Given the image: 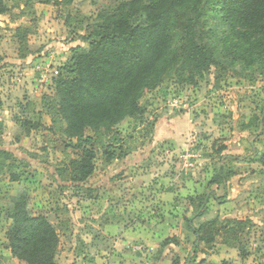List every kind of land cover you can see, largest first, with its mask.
<instances>
[{
	"label": "rangeland",
	"instance_id": "rangeland-1",
	"mask_svg": "<svg viewBox=\"0 0 264 264\" xmlns=\"http://www.w3.org/2000/svg\"><path fill=\"white\" fill-rule=\"evenodd\" d=\"M116 1L3 0L7 11L0 15V150L10 153L14 161L12 169L0 174V264H22L4 249L10 201L20 187L28 191L30 216L46 214L59 230L61 223L67 224L68 231L59 234L57 264H78L90 253L97 264L138 261L134 252L141 250L137 247L144 241L137 240L136 229L149 217L154 218L151 225L177 228L180 238L176 239L182 245L181 250L174 249L185 256L194 239L181 221L182 212L190 218L194 211L193 206L185 207V197L202 193L211 196L208 210L193 225L213 218H251L250 255L243 260L217 242L197 254L196 261L264 264V124L260 125L264 82L230 75L221 80L212 69L207 81L198 80L193 86L179 84L172 73L163 74L161 83L140 97L144 121L153 122L149 133L141 132L144 123L119 120L113 131L132 134L133 150L120 160L105 161L99 155L93 160L90 179L81 184L69 180L68 162L79 153L74 142L67 146L46 130L50 119L42 101L55 97L56 78L71 49L88 48L84 38L101 7L108 9ZM20 27L28 31L22 43L16 32ZM17 117L42 124L28 130L16 124ZM222 162L225 171L232 173L226 189L210 185ZM12 175L18 181H10ZM223 194L227 201L216 203L214 196ZM107 220L112 223L106 234L102 224ZM80 234L85 239L81 242ZM89 245L95 246L90 252ZM146 258L138 264H151Z\"/></svg>",
	"mask_w": 264,
	"mask_h": 264
},
{
	"label": "trees",
	"instance_id": "trees-1",
	"mask_svg": "<svg viewBox=\"0 0 264 264\" xmlns=\"http://www.w3.org/2000/svg\"><path fill=\"white\" fill-rule=\"evenodd\" d=\"M114 4L101 7L84 38L88 48L71 49L68 61L59 69L55 97L42 101L50 119L46 130L68 142L67 146L74 142L79 153L67 165L69 180L75 184L92 177L97 156L105 161L120 160L133 150L136 138L132 134L113 131L119 120L144 123L141 132L144 136L149 133L153 122L144 121L140 97L159 85L163 74L172 73L179 84L193 86L198 80L207 81L212 69L221 80L230 75L251 83L264 82V0H117ZM6 11L0 0V15ZM16 32L24 42L27 29L20 27ZM22 120L26 118L17 117L15 122L28 130L42 124ZM13 161L10 153L0 150V174L12 169ZM231 174L222 162L210 185L226 189ZM10 181H18V176L12 175ZM225 197L214 196V201L222 203ZM210 198L206 193L189 198L193 215L184 218V214L183 219L194 236L192 250L182 263L176 257L171 264H202L204 260L196 261L197 254L214 248L217 242L236 249L241 259L249 257V219L213 218L193 225L208 210ZM28 200L27 189L20 187L10 201L6 238L11 257L24 264H57L59 234L68 231L67 224L61 223L59 230L46 214L30 216Z\"/></svg>",
	"mask_w": 264,
	"mask_h": 264
},
{
	"label": "crops",
	"instance_id": "crops-1",
	"mask_svg": "<svg viewBox=\"0 0 264 264\" xmlns=\"http://www.w3.org/2000/svg\"><path fill=\"white\" fill-rule=\"evenodd\" d=\"M167 187H169V186H167ZM164 191V190H163ZM196 196V195H195ZM222 196V195H221ZM192 197V195L191 194H189L188 196H186L185 197V207L187 208L188 207V205H189V198H191ZM227 195H226V197L224 198V200H223V202L222 203H225L226 201H227ZM217 203V202H216ZM165 205H167L168 203H164ZM218 204H220V203H218ZM136 207H137V205H135L134 206V204L133 205H131V209H133V213H135L136 211ZM190 207V206H189ZM128 208V207H127ZM130 210V209H129ZM142 211H144V210H142ZM185 212V211H184ZM139 213V212H138ZM139 214H141V212L139 213ZM185 213H181V221H182V223H184L185 222V226H184V228H183V230L184 231H186L187 233H189V234H191V232H189L188 231V229H187V227H186V221L183 219V215H184ZM115 217V216H114ZM109 218V217H108ZM107 218V219H108ZM184 218H189L188 216H186L185 215V217ZM225 218H227V219H239V218H228V217H225ZM106 219V218H105ZM249 219V218H248ZM152 220H154V218H152V217H149V219H142V221H141V225H142V227H139L138 229H136V232H138L139 234H138V236H137V240H139V239H141V241L143 242V243H141L137 248H139L140 249V247H141V250H136L137 252H134V254H135V256L137 257V259H138V261H136V262H134V263H130V264H138L139 262H141L142 260H143V258H145L146 256H147V258H146V260L148 259H150V262H151V264H171L172 263V261L177 257H179V259H180V261H181V263L183 262V260L188 256V252L186 253V255L185 256H183V255H180L179 254V252L177 251L178 249H174V247H178L179 248V250H181V241H179L178 239H176V238H178L179 237V235H178V233H177V228L176 227H170V228H167V227H162V226H160V224H158V225H151V221ZM240 220H244V219H240ZM249 220H251V218L249 219ZM109 221V222H108ZM110 222L112 223V220H107V222H105V223H103L102 224V226L104 227L103 229L106 231V234L108 233V232H111V229L109 228L110 227ZM264 222V221H263ZM10 223H11V219L8 217L7 218V221H6V224H7V226L8 225H10ZM192 223H193V221H192ZM262 223V222H261ZM146 224L149 226V225H151V226H149L150 228H146ZM264 225V224H263ZM155 227H157V228H155ZM96 234V236H98L99 235V232H96L95 233ZM104 234V233H103ZM162 235H165L162 239H161V241H159L158 242V240H156V239H158V238H160V236H162ZM192 235V234H191ZM87 236V235H86ZM89 236V235H88ZM111 236V235H110ZM192 237V236H191ZM194 237V236H193ZM79 240H80V242L82 241V240H85L84 238H83V236H82V234H80V236H79ZM99 238H101V236L99 235ZM180 238V237H179ZM263 238H264V234H263ZM101 239H103V238H101ZM173 239H175L176 241H177V243H175L174 242V240ZM5 241H7V240H5ZM165 241H168V242H165ZM158 242V243H157ZM185 242H188V240H186ZM192 242H193V239H191V246H192ZM157 243V244H156ZM143 244H146V247L143 245ZM156 244V245H155ZM264 244V243H263ZM4 248V247H3ZM88 250H89V252L92 250V249H94L95 248V246L94 245H91V247H90V245L88 246ZM5 253H7V254H9V256L11 257V254H10V249H9V247H8V245L7 244H5ZM228 249H230V248H228ZM232 250H234L235 252H236V256L238 257V252H237V250L236 249H232ZM205 251L207 252V248L205 249ZM88 252V251H87ZM182 253L184 254L185 253V251H182ZM204 254V253H203ZM1 255V254H0ZM177 255V256H176ZM79 257V256H78ZM135 257V258H136ZM12 258V257H11ZM82 258H84V256H82ZM81 258V259H82ZM80 259V260H81ZM13 260H15V259H13ZM243 260H245V259H243ZM17 261V260H16ZM17 262H19V261H17ZM81 263H78V264H93L94 262L96 263V261L94 260V257H92V255H91V253H90V257L88 258V259H84V260H81L80 261ZM143 262V261H142ZM20 263V262H19ZM22 263V262H21ZM22 264H24V263H22ZM76 264V263H75ZM97 264V263H96Z\"/></svg>",
	"mask_w": 264,
	"mask_h": 264
}]
</instances>
